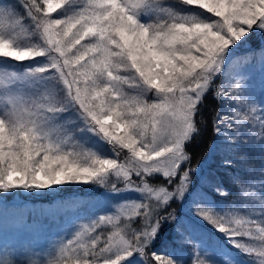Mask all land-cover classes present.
<instances>
[{"label": "snow or ice", "instance_id": "1", "mask_svg": "<svg viewBox=\"0 0 264 264\" xmlns=\"http://www.w3.org/2000/svg\"><path fill=\"white\" fill-rule=\"evenodd\" d=\"M256 35L264 0H0V195L105 190L50 246H0V264H264V83L235 57ZM209 96L211 147L247 173L226 205L206 191L227 198L222 182L193 180Z\"/></svg>", "mask_w": 264, "mask_h": 264}, {"label": "rangeland", "instance_id": "2", "mask_svg": "<svg viewBox=\"0 0 264 264\" xmlns=\"http://www.w3.org/2000/svg\"><path fill=\"white\" fill-rule=\"evenodd\" d=\"M235 57L237 58L236 54ZM243 66L251 77L258 93L262 83H264V69L261 68L259 56L255 63H249ZM104 150L109 156H112V153L108 150V146H105ZM220 158H223L222 149L219 146H217L215 150L210 147L208 152L204 154L200 160H195L191 163V167L193 168L199 166L198 172L193 175V180L198 187L202 185L203 177L211 176L214 182L219 181L217 176L211 175L212 170L209 169V165L214 163L220 171L223 170ZM120 159L123 160V154H121ZM221 167L222 169H220ZM78 186H82L81 190L84 195H80L78 190L76 195L71 192L67 194L70 197L75 196L74 204L55 205L53 207L50 205L55 202L56 194L53 193L55 189L38 192L17 190L14 193L0 195V246H5L9 249L15 248L17 252H24L26 254H31L33 250L40 251L42 248L50 246L57 239L58 234H63L70 224L76 221L77 216H85L95 211L104 203V196L102 193H104L105 190L103 188L92 187L90 185ZM207 190L211 191L210 189ZM59 192H61V190H59ZM31 194L34 197L44 196V198L40 200L35 199L37 201L33 203L31 198H29ZM79 195L81 197L89 195V197L80 200L77 198ZM234 198L233 196L228 201L219 202L218 204L226 205L234 200ZM174 204H176V207L173 208L176 214L181 217L184 224H188V206L180 201ZM41 205H43L42 208H40ZM28 209L37 216L31 223L25 222L19 218L20 215ZM198 225L201 227L204 226L207 231L209 227L211 231L215 232L211 225L199 223L195 225L197 233L203 232ZM215 234L221 236V234ZM162 239L164 242L163 244L169 246H171L173 240H175L177 250H180L182 241L180 237L176 236L174 228L167 229ZM232 251L237 257L244 259L239 253H236L235 250ZM24 258V256H20V259Z\"/></svg>", "mask_w": 264, "mask_h": 264}, {"label": "trees", "instance_id": "3", "mask_svg": "<svg viewBox=\"0 0 264 264\" xmlns=\"http://www.w3.org/2000/svg\"><path fill=\"white\" fill-rule=\"evenodd\" d=\"M262 45H264V37H261L260 35L253 36L248 45L242 47L241 49H238L237 52L235 53L237 56L236 59H237L238 64L244 65V58H246V57H250L249 63H255L257 57L259 56V52L257 51L256 55H252V50H258ZM24 63H27V62H24ZM219 107H220L219 104L214 99H212L211 96H209L208 100L205 104V108H204V116H205L206 120L208 121L207 128L204 131H202V134L199 137H197L189 145V152L191 153V156H192L191 163H193L195 160H200L202 158V156H204V154H206L208 152V150L210 149V147L214 141V133L211 130L212 129L211 115ZM245 151H247L248 159L250 161H252L258 169L259 164H260V154H259L258 150L252 151V150H248L247 148H245ZM239 155H244V152H241ZM236 158L239 159V156H237ZM209 169L212 170L211 175L217 176L219 181L224 184L226 190L230 193V195L227 198L219 197L215 193L208 191L206 188V191L209 192V196L212 199H215L217 201V203L226 202L231 197H233V196L235 197L236 192H237V186H236V183H234V179H233L234 176L239 175L241 177V179L247 178L246 169L240 167L239 165H237L234 170H227V169L223 168V170L220 171L219 168L214 163L213 164L211 163L209 165ZM220 169H222V167ZM224 174H225V176H224ZM81 189H82V186H78V185L63 186L62 189L61 188H55V190L53 191V193L56 194L55 202L51 203L50 206L53 207L55 205L74 204L75 196L70 197L67 194H70V192H71V193L76 195V192L78 190L79 191L78 193L80 195H84L83 191ZM59 190H61V192H59ZM80 195H79V197H77L80 200L82 198L87 199L89 197V195L88 196H82V197ZM29 198H31L32 202L34 203L37 200L43 199L44 196L34 197L31 194V196L29 195ZM35 199H37V200H35ZM175 205L176 204H173L172 208H175L176 207ZM42 207H43V205L40 206V208H42ZM19 218L25 222L31 223L33 220H35L37 218V216L34 215L31 210L28 209L25 212H23ZM198 226L201 228V230L203 232H212L214 236H218L217 234H215V232L211 231V229L209 227H208V231H207L204 226H202V227L200 225H198ZM220 238H221L222 242H225V241H223V238L221 236H220ZM236 253H238V252H236Z\"/></svg>", "mask_w": 264, "mask_h": 264}]
</instances>
